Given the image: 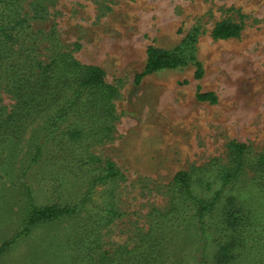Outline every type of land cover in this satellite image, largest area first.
I'll list each match as a JSON object with an SVG mask.
<instances>
[{
	"label": "rangeland",
	"instance_id": "374dc122",
	"mask_svg": "<svg viewBox=\"0 0 264 264\" xmlns=\"http://www.w3.org/2000/svg\"><path fill=\"white\" fill-rule=\"evenodd\" d=\"M34 2L44 9L37 18ZM21 6L33 16L31 34L21 44L33 59L47 61L58 45L80 63L102 68L106 80L119 88L111 138L89 147L124 175L115 185L120 216L102 231L104 251L132 249L150 225L159 229L160 220H153L150 213L169 209V184L177 172L214 159L226 163L231 141L264 154V0H23ZM222 20L242 24L237 38L212 39L213 27ZM194 27L200 32L196 58L204 72L201 80H194L195 68L189 64L146 76L134 86L148 46L171 50ZM198 89L214 93L216 104L198 101ZM13 104L0 86L1 118ZM34 128L35 124L21 132L15 145L0 133V246L16 238L0 254V264H72L74 241L89 222L88 213L19 235L29 203L24 185L36 205H72L86 191L87 176L75 162L64 168L56 160L62 149L57 141L28 166ZM240 187L234 194L251 205L246 212L252 211V218L221 232L216 212L205 242L200 233H193L191 206L180 205L174 219L165 222L168 228L158 230L163 239L161 264H264V197L250 185ZM106 191L95 188L93 205L87 206L92 213L102 212ZM193 193L204 194L195 184ZM227 241L228 257H217Z\"/></svg>",
	"mask_w": 264,
	"mask_h": 264
},
{
	"label": "trees",
	"instance_id": "16d2710c",
	"mask_svg": "<svg viewBox=\"0 0 264 264\" xmlns=\"http://www.w3.org/2000/svg\"><path fill=\"white\" fill-rule=\"evenodd\" d=\"M22 1L0 0V86L14 101L11 110L3 118L0 117V133L6 134L11 144L15 145L19 134L35 124L29 142L28 166L38 162L57 141V146L62 149L61 158L56 160L64 168L74 161L87 179L82 198L67 206L36 205L31 190L24 185L29 203L20 236H27L36 227L64 219L75 220L82 213H88L89 222L83 225L74 241L77 245L73 247L72 264H161L164 255L159 256V248L163 239L158 230L165 227L167 220L174 219L172 217L179 213L180 205L191 206L193 233L195 236L200 233L205 242L209 221L216 212L219 213L221 232L236 229L253 217L252 211L246 212L251 205L245 204L234 191L241 185H250L264 197V154L254 153L245 143L231 141L227 145L226 163L214 159L205 166L174 175L169 184V209L165 212L152 210L150 213L153 220H160L159 229L150 225L132 249L118 246L112 252L104 251L102 231L120 216L114 203L115 185L124 180V175L114 162H103L89 151V147L111 138L118 118L116 101L119 88L106 80L102 68L80 63L72 52L63 51L61 47L57 49L58 45L52 47L47 61L33 59L30 49L21 45L31 34L29 30L32 29L33 19V16L24 13ZM31 6L34 7V18L43 14L40 3L34 2ZM242 28L240 23L222 20L213 27L211 37L215 41L237 38ZM199 35V28L194 27L171 50L148 46L143 70L133 77L134 86L138 87L146 76L183 69L189 64L195 68L194 80H201L204 72L196 58ZM195 96L200 102L211 105L217 102L212 92H200L198 89ZM75 149H78L77 155ZM193 184L200 192L210 196H195ZM96 187L107 189L104 195L106 203L102 212L92 213L94 210H89L87 206L93 205L92 195ZM15 239L3 243L0 254ZM230 248L231 243L227 241L219 248L217 257L227 258ZM201 263H205L203 257Z\"/></svg>",
	"mask_w": 264,
	"mask_h": 264
}]
</instances>
